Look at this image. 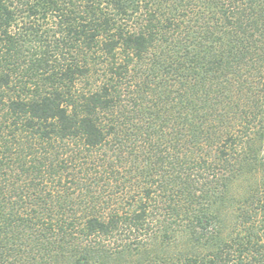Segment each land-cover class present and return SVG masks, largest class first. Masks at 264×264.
Returning <instances> with one entry per match:
<instances>
[{
    "label": "trees",
    "instance_id": "trees-1",
    "mask_svg": "<svg viewBox=\"0 0 264 264\" xmlns=\"http://www.w3.org/2000/svg\"><path fill=\"white\" fill-rule=\"evenodd\" d=\"M21 3L0 264H264V0Z\"/></svg>",
    "mask_w": 264,
    "mask_h": 264
},
{
    "label": "rangeland",
    "instance_id": "rangeland-1",
    "mask_svg": "<svg viewBox=\"0 0 264 264\" xmlns=\"http://www.w3.org/2000/svg\"><path fill=\"white\" fill-rule=\"evenodd\" d=\"M13 1H14L15 4L18 5V7H21V6L23 7V6H24V5L21 3L23 0H19V1H18V0H13ZM20 16L22 17V16H24V15H20ZM23 18H24V17H23ZM34 20H35V21H38V23H39L40 25L45 26V24H44L45 22L42 21V19H38V18L35 17Z\"/></svg>",
    "mask_w": 264,
    "mask_h": 264
}]
</instances>
